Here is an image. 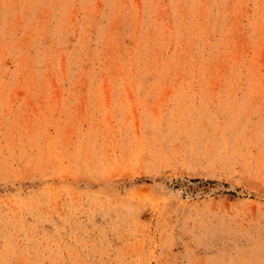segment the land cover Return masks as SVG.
I'll list each match as a JSON object with an SVG mask.
<instances>
[{
  "label": "rangeland",
  "instance_id": "obj_1",
  "mask_svg": "<svg viewBox=\"0 0 264 264\" xmlns=\"http://www.w3.org/2000/svg\"><path fill=\"white\" fill-rule=\"evenodd\" d=\"M0 264H264V0H0Z\"/></svg>",
  "mask_w": 264,
  "mask_h": 264
}]
</instances>
